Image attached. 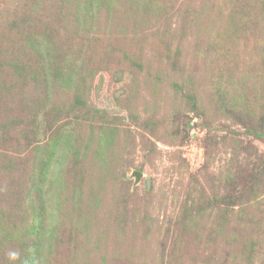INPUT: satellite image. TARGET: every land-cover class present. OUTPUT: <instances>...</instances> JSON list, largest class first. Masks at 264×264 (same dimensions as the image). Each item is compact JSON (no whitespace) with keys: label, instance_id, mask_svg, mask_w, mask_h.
Listing matches in <instances>:
<instances>
[{"label":"rangeland","instance_id":"1","mask_svg":"<svg viewBox=\"0 0 264 264\" xmlns=\"http://www.w3.org/2000/svg\"><path fill=\"white\" fill-rule=\"evenodd\" d=\"M0 264H264V0H0Z\"/></svg>","mask_w":264,"mask_h":264},{"label":"clouds","instance_id":"2","mask_svg":"<svg viewBox=\"0 0 264 264\" xmlns=\"http://www.w3.org/2000/svg\"><path fill=\"white\" fill-rule=\"evenodd\" d=\"M16 256H17V254H16V253H11V258L15 259V258H16Z\"/></svg>","mask_w":264,"mask_h":264},{"label":"water","instance_id":"3","mask_svg":"<svg viewBox=\"0 0 264 264\" xmlns=\"http://www.w3.org/2000/svg\"><path fill=\"white\" fill-rule=\"evenodd\" d=\"M141 176V173L140 172H137V177L139 178Z\"/></svg>","mask_w":264,"mask_h":264}]
</instances>
